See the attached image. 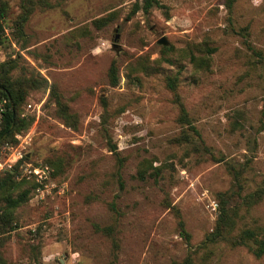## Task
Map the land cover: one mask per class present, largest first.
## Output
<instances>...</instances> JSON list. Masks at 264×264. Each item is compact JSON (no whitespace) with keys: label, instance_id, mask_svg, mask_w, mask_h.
<instances>
[{"label":"rangeland","instance_id":"rangeland-1","mask_svg":"<svg viewBox=\"0 0 264 264\" xmlns=\"http://www.w3.org/2000/svg\"><path fill=\"white\" fill-rule=\"evenodd\" d=\"M3 1L0 62L56 84L75 123L48 89L27 91L32 123L0 144V174L17 167L30 193L3 223L0 264H264L206 240L234 169L241 196L264 191V0H49L23 37L21 0ZM239 212L234 233L263 228L264 195Z\"/></svg>","mask_w":264,"mask_h":264},{"label":"trees","instance_id":"trees-1","mask_svg":"<svg viewBox=\"0 0 264 264\" xmlns=\"http://www.w3.org/2000/svg\"><path fill=\"white\" fill-rule=\"evenodd\" d=\"M155 0H145V6H151ZM22 11L17 16L14 26L16 34L24 36V25L29 19L30 15L35 9L47 8L51 6L49 0H21ZM5 6L7 2L0 0V39L3 32L1 19L5 15ZM97 23V21H95ZM16 60L8 58L0 62V98H7L9 101L5 106V111L2 114L0 121V139L7 134V136L0 140L3 144L7 139H13V135L25 131L32 123V119L21 117V108L25 101V96L28 90L43 87L49 90L50 97L54 98L56 104V112L58 115L67 121L68 125H74L75 118L68 112L67 105L61 101L59 90L54 83H49L48 80L39 74H30L29 77L14 78L12 70L16 67ZM108 75L112 85L118 82L117 69L115 61L109 67ZM168 89L173 93L174 102L178 105L179 116L178 120L189 126L187 110L181 101L179 94L176 91V78L168 77L166 80ZM55 167H59L58 162H51ZM17 169V167H16ZM16 169L0 174V233H4L3 223H10L14 211L22 203H24L30 193L29 189H23L20 181L16 180ZM147 169H140L139 175L142 178ZM240 174L234 169V183L238 189H228L220 191L216 194L218 208L217 219L212 231L206 235L208 242H215L217 240H227L233 245L246 246L256 257L264 254V227L263 228H246L237 233H234V227L239 217V211L242 206H249L261 200L264 195L263 190H256L253 194L242 195L239 193L241 189ZM21 187V188H20ZM241 196V197H240ZM241 198L238 199V198ZM178 215V226L180 234L184 236L189 243V233L184 228V222ZM3 231V232H2ZM172 264H194L189 256L181 262H172Z\"/></svg>","mask_w":264,"mask_h":264},{"label":"built area","instance_id":"built-area-1","mask_svg":"<svg viewBox=\"0 0 264 264\" xmlns=\"http://www.w3.org/2000/svg\"><path fill=\"white\" fill-rule=\"evenodd\" d=\"M8 99L7 98H4V97H2V98H0V121H1V118H2V114H3V112L5 111V106H6V104L8 103ZM19 154L17 155V158L15 157V159H18L19 158ZM15 161V160H14ZM10 166V164H7L6 162H4V161H1L0 160V172L3 170V169H5V167H7V166Z\"/></svg>","mask_w":264,"mask_h":264},{"label":"water","instance_id":"water-1","mask_svg":"<svg viewBox=\"0 0 264 264\" xmlns=\"http://www.w3.org/2000/svg\"><path fill=\"white\" fill-rule=\"evenodd\" d=\"M158 43L159 44H164V45H166L167 44V42H166V40L163 38V39H160V40H158ZM6 136V134H4V136L0 139V140H2L4 137Z\"/></svg>","mask_w":264,"mask_h":264}]
</instances>
